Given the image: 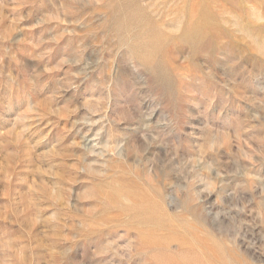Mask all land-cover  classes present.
<instances>
[{
	"label": "rangeland",
	"instance_id": "374dc122",
	"mask_svg": "<svg viewBox=\"0 0 264 264\" xmlns=\"http://www.w3.org/2000/svg\"><path fill=\"white\" fill-rule=\"evenodd\" d=\"M0 264H264V0H0Z\"/></svg>",
	"mask_w": 264,
	"mask_h": 264
}]
</instances>
